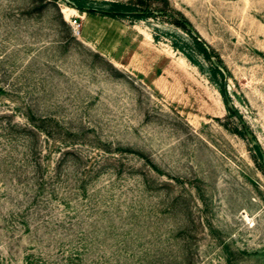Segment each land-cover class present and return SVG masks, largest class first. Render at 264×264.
Instances as JSON below:
<instances>
[{"label": "rangeland", "instance_id": "1", "mask_svg": "<svg viewBox=\"0 0 264 264\" xmlns=\"http://www.w3.org/2000/svg\"><path fill=\"white\" fill-rule=\"evenodd\" d=\"M81 1L0 0V264H264V0Z\"/></svg>", "mask_w": 264, "mask_h": 264}, {"label": "trees", "instance_id": "2", "mask_svg": "<svg viewBox=\"0 0 264 264\" xmlns=\"http://www.w3.org/2000/svg\"><path fill=\"white\" fill-rule=\"evenodd\" d=\"M73 5L78 8L81 11H87L89 13H95V9L88 8L84 5V1L81 0H73ZM139 4H144V0H138ZM150 6V5H149ZM159 14L164 15L166 17H169L173 19L174 23L186 30L191 35V43H186L191 47L193 50H195L198 54H200L205 60L209 61L213 67V77H217L218 75H221L224 77L226 74L227 67L224 66V62L222 58L219 56L217 51L201 36V34L196 30V28L193 26L192 22L183 15L180 11L174 10L170 7V1L164 0V4L160 6V8L157 9ZM102 15H106L113 18H118L120 16H132L136 17L138 19H145L149 17H153L156 15V12H153L152 10L143 11L138 10L130 6L129 4H115L113 7V10H101ZM157 38V36H156ZM176 49H179L183 51L186 56L193 60V55L189 50L184 48L183 46H180L176 43L173 44ZM217 59V61L215 60ZM226 83L224 82L222 84V92L226 98V101L228 103V97L226 92ZM257 149L259 150L260 156L264 158V154L262 153L261 147L259 144L256 145Z\"/></svg>", "mask_w": 264, "mask_h": 264}, {"label": "water", "instance_id": "3", "mask_svg": "<svg viewBox=\"0 0 264 264\" xmlns=\"http://www.w3.org/2000/svg\"><path fill=\"white\" fill-rule=\"evenodd\" d=\"M233 110V109H232ZM236 113L238 114V112L236 111ZM246 132H247V135L249 136V137H251V132L248 130V129H246Z\"/></svg>", "mask_w": 264, "mask_h": 264}, {"label": "built area", "instance_id": "4", "mask_svg": "<svg viewBox=\"0 0 264 264\" xmlns=\"http://www.w3.org/2000/svg\"><path fill=\"white\" fill-rule=\"evenodd\" d=\"M78 21L74 20L73 25H77Z\"/></svg>", "mask_w": 264, "mask_h": 264}]
</instances>
